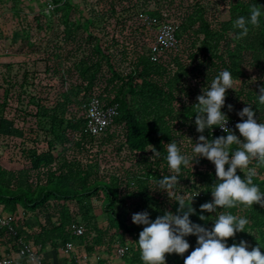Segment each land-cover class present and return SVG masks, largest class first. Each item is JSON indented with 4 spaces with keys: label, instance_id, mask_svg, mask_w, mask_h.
<instances>
[{
    "label": "trees",
    "instance_id": "trees-1",
    "mask_svg": "<svg viewBox=\"0 0 264 264\" xmlns=\"http://www.w3.org/2000/svg\"><path fill=\"white\" fill-rule=\"evenodd\" d=\"M53 2L58 4L54 11H34L29 22L23 4L14 1L11 10L0 2V40L6 42L11 33L20 42L19 50L0 52V212L29 209L40 226L35 239L20 229L19 236L31 239L37 254L40 240L60 238L62 246L83 240L87 229L94 232L97 244L106 231L98 228L91 212L102 208L106 229H116L110 245L127 246L123 261L144 264L136 244L144 226L133 224L132 216L147 211L154 221L166 212L178 214L175 200L183 195L186 203L194 197L195 214L189 218L202 227L211 229L223 211L247 218L245 232L236 233L227 244L244 240L249 250L259 245L264 253V207L201 212L200 205L212 201L210 190L217 180L215 166L206 158L194 159L192 167L181 165L171 199L156 184L174 174L167 164L166 144L176 142L182 154L193 155L201 134L209 140L227 135L216 132L215 126L198 133L195 125L196 98L220 71H229L234 81L221 111L238 123L237 113L251 105L257 121L264 123V105L257 97L264 86V0ZM253 5L262 9L259 26L248 23V34L240 37L242 30L233 22L239 16L250 18ZM139 11L155 20L151 29L138 18ZM163 22L178 24L179 44L159 49L157 60L151 61L144 40L153 39ZM93 95L103 106L119 102L112 124L97 137L83 132L84 104ZM115 128L122 129L119 136L112 132ZM95 143L102 147L93 150ZM152 146L158 156L153 157ZM124 148L129 167L122 159ZM112 154L116 166L104 160ZM249 168H256L253 183L264 192V165L253 161ZM246 171L238 169L237 175L243 179ZM130 178L136 182L131 184ZM200 215L206 219L200 220ZM71 222L83 225V236L72 235ZM185 239L188 252L166 254V264H184L197 246L196 236ZM7 245V253L17 255V240L9 238Z\"/></svg>",
    "mask_w": 264,
    "mask_h": 264
},
{
    "label": "clouds",
    "instance_id": "clouds-1",
    "mask_svg": "<svg viewBox=\"0 0 264 264\" xmlns=\"http://www.w3.org/2000/svg\"><path fill=\"white\" fill-rule=\"evenodd\" d=\"M261 15V7L253 5L250 18L239 16L233 22V27L242 30L240 37L246 36L249 30L246 25L250 23L258 27ZM164 35L168 40L162 38L161 43L167 45L172 37L170 32H165ZM255 80L256 77H253L252 81ZM233 84L232 74L227 70L220 71L210 86L202 89V94L196 98L198 103L193 105L196 109L195 125L198 133H204L205 129L212 130L216 126L227 135L209 140L201 134L192 149L193 155L182 154L176 142L166 144L167 164L174 174L163 176L156 182L157 190L165 191L171 199L179 184L181 165L192 167L194 159L206 158L214 164L217 180L210 190L212 201L200 205L201 212L216 213L218 208L232 209L241 205L246 208L254 204L264 207V192L253 183V177L257 175L256 168H249L253 161L264 165V123L257 121L255 112L249 105L237 113L241 119L235 125L239 136L227 127L228 117L221 109L225 105L227 90H234ZM257 97L258 103L264 105V86L259 88ZM232 107L228 105L229 111ZM92 131L95 133L96 128ZM233 145L237 147L233 149ZM149 150L153 152V157L159 155L153 146ZM238 169L241 172L247 170L243 179L237 175ZM193 198H187L188 203L183 195L175 200L179 204L178 214L166 212L154 221L149 219L147 211L132 216L133 224L144 226L136 241L144 264H166V254L183 256L190 248L185 239L189 235L197 237V246L184 258V264H264V253L259 245L249 250L250 246L244 240L231 246L227 244V240L234 238L236 233L245 232V227L249 224L247 218L223 211L215 218L211 229L202 227L189 218L195 214ZM199 219L205 220L206 217L200 215ZM30 262L35 264V258H30Z\"/></svg>",
    "mask_w": 264,
    "mask_h": 264
},
{
    "label": "built area",
    "instance_id": "built-area-1",
    "mask_svg": "<svg viewBox=\"0 0 264 264\" xmlns=\"http://www.w3.org/2000/svg\"><path fill=\"white\" fill-rule=\"evenodd\" d=\"M58 6L53 0H46L44 8L46 11H54ZM138 18L150 29L152 28V23L155 21L147 13L143 11L138 12ZM178 24L174 22H163L159 24L156 30V36L153 39H148V43L145 46V53L150 58L151 61H156L158 58V51L161 48L165 49H175L178 47L179 39L177 37ZM165 32H170L172 40L165 45L161 43V39L168 40V37L164 35ZM85 109V123L83 126V132L89 136L97 137L104 133L108 127L112 124L114 118L118 114L119 102L114 101L109 105L103 106L100 99L93 95L84 104ZM237 122L233 119H228L227 127L232 130L235 128ZM96 128V132L92 131ZM216 132H223L222 129L215 126ZM70 232L74 237L83 236L85 229L82 224L71 222L68 226ZM0 231H2L8 238L12 240H17L19 243L18 253L15 256L9 253L0 256V264H15L17 259L24 261V264H31L30 258H35V264H48L45 262L38 254L35 246L30 241H25L19 236L18 227L15 223V218L10 214H3L0 212ZM61 249L65 253L74 255L83 264H95L89 254L85 250L80 253L75 251V244L72 240L66 241ZM114 254L117 258H121L127 252V246L116 243L114 248Z\"/></svg>",
    "mask_w": 264,
    "mask_h": 264
},
{
    "label": "crops",
    "instance_id": "crops-1",
    "mask_svg": "<svg viewBox=\"0 0 264 264\" xmlns=\"http://www.w3.org/2000/svg\"><path fill=\"white\" fill-rule=\"evenodd\" d=\"M65 49L72 50V45H65ZM112 132H114L116 136H119L122 132V129L115 128L112 129ZM98 143L93 144L92 146L93 150H98V147L99 148L102 147L101 146L102 143H100V145H98ZM109 146H111V144H109ZM103 148H105V146H103ZM128 158H130L128 154V150L124 148L122 159L127 160ZM104 160H106L107 163H115L116 158L114 154H112L111 156L104 158ZM130 164L131 162H129V160L125 162L126 167H129ZM116 165L117 163H115L114 166ZM130 179H131L130 181L131 184L136 182L135 178H130ZM91 213H93V215L96 217L98 228L106 231L104 235L106 237L105 238L103 237L99 241V243L96 244L94 232L91 231V229H87L86 235L84 236L83 240H81L80 238H76L73 240L75 247L79 249V250L76 249V252L78 251L81 252L83 250L88 251L89 256L91 257L92 261L95 264H129L128 262H125L121 258H117L115 256L114 248L116 243L110 245V243L108 242L111 239V237L116 234V230L108 231L106 229L109 226H108L107 215L105 214V212L102 210V208H95ZM33 214L35 213L30 211L29 209H24L22 207H19L17 211L11 215L15 218L18 230L20 229L26 234L32 235L34 238V236H36L40 232L39 230L40 226L35 222V216H33ZM8 239L9 238L2 231H0V256L5 255V253H7ZM29 241L34 243L31 239ZM60 243H61L60 238H54L49 241L40 240V244H38L39 246L37 248L38 255L48 264H83L74 255L72 256L69 253H65L61 249L62 246ZM13 256H15L14 258H16V255ZM20 261H21L20 259H17L15 264H21Z\"/></svg>",
    "mask_w": 264,
    "mask_h": 264
},
{
    "label": "rangeland",
    "instance_id": "rangeland-1",
    "mask_svg": "<svg viewBox=\"0 0 264 264\" xmlns=\"http://www.w3.org/2000/svg\"><path fill=\"white\" fill-rule=\"evenodd\" d=\"M14 1H18V2H20V4H23V6H24L23 7V10H24L23 14H25V17H26L25 18V22H27V21L29 22L30 21L32 13L34 11H46V9L44 8V4H45L46 0H0L1 3L8 4V6H9V8L11 10L14 9V8H12V6L14 5ZM11 14H12V12H11ZM10 19H11V17H10ZM7 24L10 25V22L7 21ZM18 39H19L18 36L11 35V33H9V37H8L6 42H2L0 40V52H7V51H10L11 49H13L14 51L19 50V46L18 45H20L19 44L20 42H19ZM147 41H148V39L145 38L144 43L147 42ZM0 151H1V148H0ZM109 166H111V165H109ZM106 226H107V223H106ZM111 230L113 231V230H116V229L110 227L109 231H111ZM117 231L119 233L120 232L121 233L124 232L123 230H117ZM125 233H126V231H125Z\"/></svg>",
    "mask_w": 264,
    "mask_h": 264
}]
</instances>
